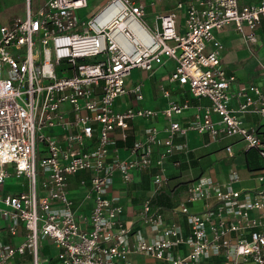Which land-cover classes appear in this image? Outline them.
Returning <instances> with one entry per match:
<instances>
[{"label":"built area","instance_id":"obj_1","mask_svg":"<svg viewBox=\"0 0 264 264\" xmlns=\"http://www.w3.org/2000/svg\"><path fill=\"white\" fill-rule=\"evenodd\" d=\"M89 6L48 0L33 11L29 2L24 18L3 24L0 2V264L28 256L33 264H131L135 256L157 264H264V61L259 83L234 89L218 37L234 26L262 46L264 0H181L152 24L149 0ZM169 60L176 65L170 86L209 102L191 118L190 100L153 109L140 105L144 83L128 85L134 70L154 76ZM161 91L170 98L164 85ZM127 97L135 104L121 109ZM138 121L150 125L128 145ZM193 132L209 137L206 147L223 145L230 160L255 152L262 164L251 171L253 189L236 187L237 168L226 182L208 174L190 180L173 210L186 216L185 230L155 208L153 195L170 187V166L190 164L192 148L176 141ZM181 154L185 162L172 160ZM144 172L153 195L129 222L117 181L128 186ZM84 174L79 201L72 180ZM14 179L20 190H5Z\"/></svg>","mask_w":264,"mask_h":264},{"label":"crops","instance_id":"obj_2","mask_svg":"<svg viewBox=\"0 0 264 264\" xmlns=\"http://www.w3.org/2000/svg\"><path fill=\"white\" fill-rule=\"evenodd\" d=\"M151 3H154V6H151L149 8V15L147 17V20L152 18L154 20V17L157 15L167 13L174 9L177 2L181 0H149ZM103 3L99 4L102 5ZM2 7V6H1ZM99 8V7H98ZM97 8V9H98ZM97 9H93V11H96ZM183 13L180 14V22H183ZM1 21L3 24H9V16L4 14L2 8H1ZM152 24V23H151ZM260 33L262 34L263 43L262 46H256L253 44H249L244 37L243 34H240L236 31L234 26H228L223 31L218 33V37L221 40V42L225 46V51L222 55V66L227 71L228 75L235 77V83L233 85L234 89H238L242 86L247 84H254L259 83L261 80L262 70L260 68V63L264 60H261L264 57V24L261 28ZM263 56V57H262ZM173 61L169 60L166 62L164 67L159 68L156 74H159L162 72L161 78L158 80L157 85L155 87L158 99L157 103L158 105L153 108H162L167 105L169 101H175V102H184L186 100H190V102L193 104V108L191 110L187 111L185 113V117L191 118L196 113V107L198 104L202 105H209V102L207 100H203L202 102H198L195 99L191 98L189 94L182 90H176L173 87L170 86V83L168 81V76L174 69ZM145 73V72H144ZM146 74V73H145ZM155 74V75H156ZM147 75V74H146ZM133 76V73H132ZM132 76L130 77V80L128 81L129 87H132L134 84L138 82L144 83V91L147 88L146 82L144 80H137V82H133ZM165 86L167 90H170V98L166 99L163 96V93L161 91L162 86ZM157 88V89H156ZM122 106L121 109L127 106H132L135 104V102L127 97L126 100L122 99ZM130 102V103H129ZM151 108V107H150ZM244 116V115H242ZM244 118L249 124L257 125L260 121L258 120V117L253 115H245ZM150 125V122H141L138 121L135 124V132L132 134L133 136L129 139L128 145H131L134 141V136L139 137L142 132L144 131L145 127ZM177 143H183L186 142L190 148H192L193 152L189 156L190 164L183 163L181 168H174L169 167V171L171 174V184L169 188H166L156 194H160L163 198L164 204L160 207L155 203L153 205L155 208L160 209L163 211L168 219L175 220L178 222L185 230L188 228L186 216L180 215L178 213H174L173 210L179 206V204L186 199V185L190 180H193L195 178H198L199 176L203 174H208L212 177L208 169L198 172V169L200 166L205 163L207 168H213L216 166L217 163H219V166L216 170V179L217 181H225L228 179V175L231 169L237 168L239 172L241 171L240 176L242 181L236 185L239 189H253L258 186V182L255 180L254 177L251 176V171L258 169L261 167V160L258 158L257 154L255 152L251 153H243L236 156L234 159L230 160L226 157V154L223 149V145L219 144H211L209 147H206V143L209 142V137L204 135H199L196 133H191L186 139H178L176 141ZM121 144V145H120ZM120 146V154L121 157H126L125 147L126 145L122 142L119 143ZM223 154V155H222ZM248 154V155H247ZM217 156V157H216ZM250 159L251 163L254 165V168L256 169H250L249 164L247 162V159ZM173 161L182 160L183 162L186 161V157L184 155H178L172 159ZM224 160V161H223ZM194 163L196 164L195 166ZM187 165L186 168L183 166ZM258 166V167H257ZM86 177V174L76 176L72 180V194L73 197L76 200L82 201L83 199V189L80 188V180ZM147 178L150 181V190L148 191H142L140 189V185L142 184V180ZM12 181V180H11ZM8 182L5 186V190H8L10 192H18L20 190V182L15 181ZM183 184V187L179 188V191H177L176 195L171 194V191L173 188H175V185ZM116 188L119 190L121 196H122V203L125 206L126 211V219L129 222L135 221L137 214L139 213L140 207L144 201V199L150 195H153L152 193V183H151V172H144L137 176L134 183L123 186L120 182V180L117 181ZM154 194L153 196L155 197ZM157 195V196H158ZM153 197V198H154ZM0 227H4V222L0 220ZM17 242L20 240L17 239ZM53 251L56 253V249L52 248ZM24 259H31L30 256L25 257L23 259L19 260V264H23ZM131 264H157L155 261L149 258L135 256L131 260Z\"/></svg>","mask_w":264,"mask_h":264},{"label":"rangeland","instance_id":"obj_3","mask_svg":"<svg viewBox=\"0 0 264 264\" xmlns=\"http://www.w3.org/2000/svg\"><path fill=\"white\" fill-rule=\"evenodd\" d=\"M47 1L48 0H0L1 6H2L1 8H2L4 14L9 16V24H11L17 17H21V18L25 17L26 7H27V4L29 2L32 5L33 11H36L38 9V7L44 5ZM105 1H107V0H89L90 6H89V9L87 10V12H91L94 8L97 9L99 7V4L104 3ZM148 21L150 23H153L152 18L148 19ZM248 33H249V30L246 29V35ZM261 60H264V57ZM146 74L144 72H142L141 70L136 69L133 72V76H132L131 80L133 82H137V80H144V82H146L147 88L144 91L145 100L140 105L155 108L158 105V103H157L158 96H157L155 87L157 85L156 82H158V80L161 78L162 72H160L159 74H156L154 76H151L149 73L147 75ZM124 100H126V98ZM239 118L241 120H243V119L246 120L244 118V116H242V115H239ZM218 166H219V163H217L216 166L213 168H207L206 164L203 163L200 166V168L198 169V172H201V171H204L205 169L206 170L208 169V171L212 175V178L214 180H217L215 175H216V170H217ZM239 173H241V171ZM14 180H12L11 182L15 183ZM0 191H1V188H0ZM43 254L49 255V252L47 250H45V252H43ZM23 264H33V263H32V260H30V259H26V260L24 259Z\"/></svg>","mask_w":264,"mask_h":264},{"label":"trees","instance_id":"obj_4","mask_svg":"<svg viewBox=\"0 0 264 264\" xmlns=\"http://www.w3.org/2000/svg\"><path fill=\"white\" fill-rule=\"evenodd\" d=\"M121 145V144H120ZM249 153H251V152H249ZM248 153V154H249ZM247 154V155H248ZM247 162H248V166H249V168L250 169H256V168H254V166L256 165V164H252L251 163V161H250V159L248 158L247 159ZM187 164V163H186ZM196 164L194 163V165L193 166H195ZM184 168H186L187 167V165H184L183 166ZM258 167V166H257ZM188 184V183H187ZM181 187H183V184H179V185H175V188H173L172 189V191H171V194H175L176 195V193H177V191H179V188H181ZM140 189H142V191H148V190H150V181L147 179V178H145V179H143L142 180V184L140 185ZM158 194H156L155 195V197L153 198V203L155 204H157L158 205V207H160L161 208V206L164 204V201H163V198H161L162 196L159 194L158 196H157Z\"/></svg>","mask_w":264,"mask_h":264}]
</instances>
